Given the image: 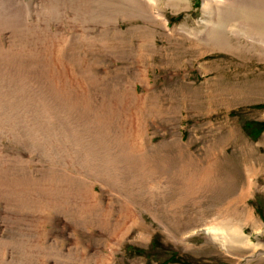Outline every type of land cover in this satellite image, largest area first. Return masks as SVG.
I'll list each match as a JSON object with an SVG mask.
<instances>
[{"label": "rangeland", "instance_id": "1", "mask_svg": "<svg viewBox=\"0 0 264 264\" xmlns=\"http://www.w3.org/2000/svg\"><path fill=\"white\" fill-rule=\"evenodd\" d=\"M176 1L10 3L0 264H264V0Z\"/></svg>", "mask_w": 264, "mask_h": 264}, {"label": "bare ground", "instance_id": "2", "mask_svg": "<svg viewBox=\"0 0 264 264\" xmlns=\"http://www.w3.org/2000/svg\"><path fill=\"white\" fill-rule=\"evenodd\" d=\"M8 1V5L6 4V2ZM175 1V3H173V5L175 4V5H177V6H179V3L176 1V0H174ZM208 0H203V2H204V8L205 9H209V8H211V5L209 4V2H207ZM177 2V3H176ZM10 3H13V0H1L0 1V11H1V13H0V19H2L1 17H3L4 19H6V18H9L8 19V21H5V23H10V24H12V19H15V18H13V13H15V15H20V12H19V7H16V6H9L10 5ZM2 7H3V9H2ZM219 9V8H218ZM221 12L222 13H220V15H218V16H220L221 18H222V22L223 23H221V25H219L220 27L221 26H223V24H224V22L226 21V19H232V18H227V16L225 15L226 13H225V11L223 12L222 10H221ZM237 14V13H236ZM78 16V15H77ZM16 17V16H15ZM20 18V17H19ZM3 20V19H2ZM20 23V22H19ZM15 24V23H14ZM5 26H6V24H5ZM217 26V25H216ZM218 26V27H219ZM219 29V28H218ZM220 32V31H219ZM212 40H214L213 41V43H211L212 45H218V44H220V42L221 41H219L220 40V38H219V36H217V37H213L210 41H212ZM33 55V54H32ZM37 59V58H36ZM4 64V63H3ZM13 70V69H12ZM9 111H11V110H9ZM66 176V175H65ZM64 177V176H63ZM61 180V179H60ZM79 181V180H78ZM77 181V182H78ZM58 182V181H57ZM60 182V181H59ZM63 182V181H62ZM75 182V181H74ZM72 183L71 182V184H75V185H77L76 183ZM80 183H78V185L76 186L77 187V189H75V191H73V193H75V194H72V192L71 191H67V188L66 187H68V185H66V192L68 193V194H72V198H77L78 200H79V203L81 202V204L83 203L84 204V206L87 208V206H91L92 207V205L91 204H89L90 202H91V197H90V195H93V193H94V197H95V192L94 191H92L91 189H92V187L89 189L86 185H85V182H83V181H79ZM61 183V182H60ZM64 184V183H63ZM81 184V185H80ZM62 185V184H61ZM71 187V186H70ZM70 187H68V188H70ZM90 187V186H89ZM57 187H55V189H56ZM59 190V189H58ZM62 192V191H61ZM66 192L64 193L65 194V196H67V194H66ZM54 193H56V192H54ZM64 194H63V196H64ZM60 197H62V196H60ZM63 198V197H62ZM67 198V197H66ZM86 204V205H85ZM81 208H82V206H81ZM90 208V207H89ZM226 222H227V224L229 223V221H226V219H223V220H219V223L216 225H213V226H209V227H207V230H206V232H207V234H211L212 235V237L213 238H218L219 240H221V242L225 245V246H229V247H232V246H234L233 245V243H237V244H241V243H245L247 240H245V238H244V236H241V232H240V230H239V228H232V227H230L229 225H227L226 224ZM247 244H248V241H247ZM45 248V247H44ZM44 248H38V250L39 251H37V248H35L36 250L35 251H37V253L39 252H43L44 251ZM34 251V252H35ZM27 257V256H26ZM81 262V261H80ZM86 262V261H85ZM84 262V263H85Z\"/></svg>", "mask_w": 264, "mask_h": 264}, {"label": "trees", "instance_id": "3", "mask_svg": "<svg viewBox=\"0 0 264 264\" xmlns=\"http://www.w3.org/2000/svg\"><path fill=\"white\" fill-rule=\"evenodd\" d=\"M262 126H264V123H262ZM262 128H263V127L259 128L257 131H255V133H254V134L258 135V134H259V132H261Z\"/></svg>", "mask_w": 264, "mask_h": 264}]
</instances>
